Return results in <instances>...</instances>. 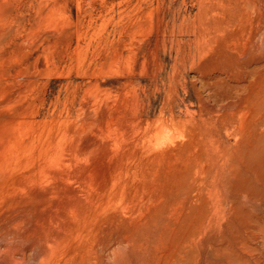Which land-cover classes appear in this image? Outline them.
I'll list each match as a JSON object with an SVG mask.
<instances>
[{"label":"rangeland","instance_id":"obj_1","mask_svg":"<svg viewBox=\"0 0 264 264\" xmlns=\"http://www.w3.org/2000/svg\"><path fill=\"white\" fill-rule=\"evenodd\" d=\"M245 4L0 0V264H264V142L230 181L215 153L205 169L165 155L209 141L237 85L208 38L251 35L239 66H259L264 0L255 35ZM234 131L214 139L234 148Z\"/></svg>","mask_w":264,"mask_h":264},{"label":"bare ground","instance_id":"obj_2","mask_svg":"<svg viewBox=\"0 0 264 264\" xmlns=\"http://www.w3.org/2000/svg\"><path fill=\"white\" fill-rule=\"evenodd\" d=\"M257 1L258 0H246V4H245L246 8H251L250 9L251 11H249V22H250V26H251V33L250 34H252V35H255V31H257L260 28V25H261L262 20H263L262 7L261 6L259 7V4L257 7ZM259 1H261V0H259ZM199 32L203 33L202 29H200ZM249 37L250 38H241V39L236 38L235 40H232V41H230V40L226 41L225 38H213V39L208 38L207 45L203 48V53L210 54V53H216L220 50H221V52L226 51V53H227L226 58H228L231 62L232 61L233 62L228 63L226 61H223L221 66H218V69L220 71H222V73L227 75V77H229L230 80L226 78L227 80H229L230 82L236 83L237 85L235 84L236 86L234 88L235 89L234 92L232 91L233 93L225 96V98L222 97V99H220L218 101V104L215 105L217 107H218V105H220V106H219V109H217V111H214L215 113L216 112L218 113L216 115L215 119L213 120L214 126H213V124H211L212 127L209 126V135H210L209 141H207L203 138H200V137H196V135L195 136L193 135L189 144L187 143L188 145H186V144L181 145V146H179L178 149L173 148L174 150L169 151L165 154L167 157L166 164H167V167H169L170 169L171 168L176 169V167H178L179 162H182L181 160L184 158H186V161H188L187 162L188 164L192 163V165H194L197 168L199 167L200 169H205L206 168L205 164L207 162V159L210 160L212 158V155L215 153V154H217V156H216V160L214 162L221 165L220 166L222 169L221 173L223 171L224 172L228 171L229 175H228V178H226V180L230 181L234 178H238V177H236V172H238L240 170L239 167L241 168L244 165L245 160L242 156L243 148L244 147H251L249 150H251L252 148L255 150L256 145L254 143H259L261 145L263 144V142H264V127H263L264 126V115H262V114L259 115L256 112H255V114L253 113L254 104L252 103V101H253L255 96H257L259 98L262 97L264 99V55H260L256 58L253 57L254 61H256V63L259 66L255 69L251 70V71L244 72L245 71L244 67L242 66V68H241V66H239V62L241 63V60H242L241 58L243 56L247 55L248 53H250V51L254 47V39L255 38H251L252 37L251 35ZM218 55H220V54H218ZM244 60H246V59H244ZM227 88H228V86H227ZM210 92H213V91H210ZM215 93H217V92H215ZM218 95H220V94H218ZM207 98H209V97H207ZM214 101H215V99H214ZM258 108H259V106H258ZM203 111H206V110L203 109ZM171 119H169V120H171ZM218 125H221V127L225 130V132H228L229 130H233V128H234V130H235L234 132L238 135L239 140H240L239 144L237 146H235L234 148L229 149L226 146L223 147L221 145V142L218 139H214L217 136L213 132V129H215V127H217ZM238 151H241V154ZM0 158H1V156H0ZM190 167H192V166H190ZM194 170H196V169H194ZM233 171L235 172L234 174L232 173ZM197 172H198V170H197ZM201 193L202 192L199 191V193L195 194L196 198H198ZM218 201H220V200H218ZM222 201L224 202V200H222ZM211 202H213V201H211ZM219 205L216 204V206H219ZM213 207H215V206H213ZM220 210H221V205H220ZM226 213L224 215H226ZM215 214H217V213H215ZM229 216H231V215H229ZM219 217H221V216H219ZM204 222H206V221H204ZM200 226H201V224H200ZM200 228L198 227V229H200ZM200 232L201 231L199 230L196 234L195 243H196L197 247H199V245L201 243V239H200L201 233ZM201 238H203V237H201ZM255 239L256 238H254L253 240H255ZM202 240H204V239H202ZM250 244H249V242H245L243 245V252L246 255H248V253L253 249V247ZM205 246H208V245H205ZM198 251L199 250H196V252H198ZM249 263L250 262H248V264Z\"/></svg>","mask_w":264,"mask_h":264}]
</instances>
